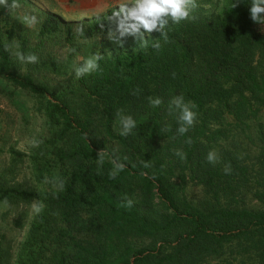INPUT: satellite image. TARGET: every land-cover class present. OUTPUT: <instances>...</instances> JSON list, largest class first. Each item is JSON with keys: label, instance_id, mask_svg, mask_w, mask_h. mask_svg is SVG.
<instances>
[{"label": "trees", "instance_id": "1", "mask_svg": "<svg viewBox=\"0 0 264 264\" xmlns=\"http://www.w3.org/2000/svg\"><path fill=\"white\" fill-rule=\"evenodd\" d=\"M232 2L218 18L194 14V20L170 26L168 42L162 34L158 38L161 49L149 45L103 57L102 71L61 89L39 76L69 72L52 48H71L75 58L78 38L108 33L105 18L116 6L85 20L83 36L61 14L32 0L19 4L39 17L36 28L0 9V97L12 101L15 89L26 91L43 122L33 137L40 143L28 151L0 147L13 167L31 162L30 188L8 181V169H0V202L45 205L34 215L15 264H203L232 243L239 253L255 251L258 257L257 263L237 264H264V208L244 204L249 167L232 155L215 165L206 159L207 147L224 128L246 130L260 121L258 109L264 107V25L252 21L247 0H234V9ZM6 43L37 53L40 62L19 64ZM181 94L198 113L183 136L175 134V118L167 111V102ZM149 96H161L165 104L153 108ZM120 109L138 121L127 137L117 131ZM262 126L259 122L264 142ZM176 149L187 159L176 157ZM114 161L126 167L113 179ZM229 163L232 171L226 174ZM57 178L64 180L62 189L53 187ZM190 181L208 187L217 203L191 202L185 194ZM125 196L133 199L131 207L122 206ZM5 243L0 233V264L8 256Z\"/></svg>", "mask_w": 264, "mask_h": 264}, {"label": "rangeland", "instance_id": "2", "mask_svg": "<svg viewBox=\"0 0 264 264\" xmlns=\"http://www.w3.org/2000/svg\"><path fill=\"white\" fill-rule=\"evenodd\" d=\"M39 8L61 14L65 22H70L74 28L83 25L87 19L94 15L104 13L107 9L117 6L126 0H32ZM197 7L194 14H200L207 18H218L228 0H196ZM27 14L20 7L15 16L20 20V16ZM170 26L171 22H170ZM118 35V34H117ZM161 33L153 32L152 39H158ZM75 47H80L78 56H71V48L57 46L52 48L53 52L61 58L65 65V73H51L43 71L39 73L41 79L52 84L56 89H61L70 84L77 77L72 72L73 62H80L79 58L100 52L103 57H113L122 52H135L142 47L134 37H124L119 40L109 37L108 33L99 34L88 39L78 38ZM12 89V87H10ZM35 98L22 89H15L13 100L8 101L0 97V136L5 137L0 140V147H17L19 151L26 152L32 146L35 133L42 127L43 122L35 112ZM259 122L263 124L261 131L264 132V107L258 109ZM259 122L250 123L246 130L236 128L235 125L228 126L219 133V139L211 143L220 156V161L224 155L236 156L239 161L249 167L251 181L247 184V191L244 196V204L248 207L264 208V142L259 132ZM218 135V134H217ZM30 160L13 165L10 163L7 153L0 154V169L6 170L8 181L12 183H22L25 187H31ZM186 196L199 206L216 204L214 193L205 185L197 181H190L185 190ZM227 198L222 197L224 202ZM240 203L243 202V195H239ZM30 203H10L0 202V233L6 235L5 246L8 256L5 264H15L17 251L25 239L30 223L34 217L31 213ZM238 244L226 245L220 254L211 256L203 264H237L242 260L257 263L258 257L254 251L252 254H241L238 252ZM257 257V258H256ZM257 259V260H256Z\"/></svg>", "mask_w": 264, "mask_h": 264}, {"label": "clouds", "instance_id": "3", "mask_svg": "<svg viewBox=\"0 0 264 264\" xmlns=\"http://www.w3.org/2000/svg\"><path fill=\"white\" fill-rule=\"evenodd\" d=\"M250 5V18L253 22L264 25V0H247ZM197 7L196 0H126L124 3L118 4L116 8L111 11L110 15L105 18L108 25L109 37L119 40L124 37H134L139 46L146 48L151 45L154 49H161L162 45L160 39H152L153 32L162 34L164 42L169 40L168 31L171 25L179 24L181 21L194 20L193 10ZM237 7V3L232 2L231 8ZM20 8L19 0H0V9H4L9 13L15 14ZM21 22L28 28H36L40 24V19L35 14H23L20 16ZM103 27L104 24L102 23ZM75 31L80 35H84V26L78 25ZM118 34V35H117ZM6 51L12 50L17 62L21 65H35L40 62V56L32 51L25 52L20 49V45L16 43L4 45ZM103 56L100 52L87 55L79 58L78 63L73 62L72 72L76 77L85 76V74L94 71H102L100 60ZM175 75V74H173ZM139 89L133 92V95H138ZM148 103L153 108H160L165 104L161 96H149ZM197 105L188 100L184 96H173L167 102V111L174 116L176 122L175 134L185 135L190 128L196 123L198 113L195 111ZM119 127L118 134L121 137H127L134 134V130L138 126L137 119L131 115L126 114L123 109L117 111ZM166 130L171 131V125L166 126ZM33 145H38L40 141L34 140ZM187 143L191 144L192 140L189 137ZM175 155L181 161L187 159V153L183 149H176ZM105 158V151L101 150L98 153V159L102 162ZM209 163L215 165L220 161V156L215 149L209 150L206 156ZM126 167L123 162L114 161V170L110 172L111 178H115L118 172ZM147 167V165H145ZM232 171L231 164H226L224 172L230 173ZM54 188L62 189L64 187V180L62 178L53 179ZM134 201L125 196L121 201L122 206L131 207ZM45 205L42 201H33L31 204V213L39 214Z\"/></svg>", "mask_w": 264, "mask_h": 264}]
</instances>
